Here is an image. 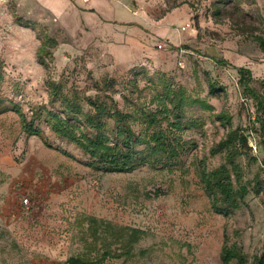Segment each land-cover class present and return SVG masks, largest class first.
Wrapping results in <instances>:
<instances>
[{
    "label": "rangeland",
    "instance_id": "1",
    "mask_svg": "<svg viewBox=\"0 0 264 264\" xmlns=\"http://www.w3.org/2000/svg\"><path fill=\"white\" fill-rule=\"evenodd\" d=\"M125 5H102L99 17L69 13L59 22L36 8L0 0L3 96L28 114L30 106L48 104L46 81L52 80L67 96L111 97L121 110L130 101L154 111L155 90L168 84L213 111L188 110L198 126L174 134L181 145L176 166H142L125 174L91 170L74 146L56 141L46 128L52 149L27 136L14 113L0 115V264H65L71 257L99 256L86 253L94 240L86 217L142 232L130 258L111 257L105 264H221L224 235L253 264L264 250V191L252 190L256 176L264 182V138L255 103L242 94L234 68L250 70L251 87L264 97V46L258 42H264V0ZM17 18L35 30L19 26ZM43 36L58 43L46 59L47 71L36 60ZM159 43L167 48L159 50ZM212 83L215 95L209 94ZM237 128L249 137L251 152L237 163L250 191L241 209L225 218L210 208L199 168L223 162L222 156L209 157V150ZM96 229L111 242L101 226Z\"/></svg>",
    "mask_w": 264,
    "mask_h": 264
},
{
    "label": "trees",
    "instance_id": "2",
    "mask_svg": "<svg viewBox=\"0 0 264 264\" xmlns=\"http://www.w3.org/2000/svg\"><path fill=\"white\" fill-rule=\"evenodd\" d=\"M16 23L33 30L36 27L20 18L16 19ZM258 42L264 46L261 39ZM57 46L54 39L42 37L36 51V60L46 71V59L53 57L52 50ZM218 63L227 64L225 61ZM234 70L242 94L255 103V120L260 127L259 135L264 138V97L251 87L253 79L250 70L244 67H235ZM1 82L0 66V115L14 113L19 119L21 130L27 136L39 138L46 147L52 149L54 146L43 132V128H46L56 141L74 146L87 159L86 167L108 174L130 173L142 166L153 169L158 166H176L181 145L174 134L198 126L188 115V110L198 107L203 111H213V107L206 102L187 96L183 88L168 84H164L161 91L155 90L152 103H156V110L146 109L130 101H126V110H121L111 97L82 99L77 93L67 96L59 84L47 80L48 104L30 106L28 114H25L19 103L3 96ZM208 89L210 95L218 92L213 83L209 84ZM83 102L88 107L86 111ZM217 118L229 124V118L223 114ZM163 122L167 124L166 130L161 128ZM134 125L142 129L136 132ZM248 138L241 129L228 131L226 137L209 150V157L222 156L223 162L211 170L203 166L199 168V179L209 199L210 208L225 218L241 209L250 191L248 184L243 183V174L237 163L239 157L249 156L251 152ZM55 150L68 155L62 148ZM249 161L255 162L256 158L250 157ZM252 190L255 193L264 191V182L260 181L259 176L254 178ZM84 219L94 229V240L86 246V253L97 252L100 255L95 258L88 255L71 257L65 264H105L104 261L111 257L127 259L132 256L133 247L142 233L140 230L116 227L92 217ZM97 226H101L102 233L110 237L111 242L97 235ZM112 243L118 245V248L112 250ZM220 261L221 264H246L241 250L234 244L228 245L225 235ZM253 264H264V250Z\"/></svg>",
    "mask_w": 264,
    "mask_h": 264
},
{
    "label": "crops",
    "instance_id": "3",
    "mask_svg": "<svg viewBox=\"0 0 264 264\" xmlns=\"http://www.w3.org/2000/svg\"><path fill=\"white\" fill-rule=\"evenodd\" d=\"M18 5H25L29 9L36 8L34 12L39 15H48L51 19L62 21V18L69 13L78 16H98V10L102 5L111 3L130 4L131 0H14ZM140 1V0H136ZM126 6V5H125ZM90 11V12H88ZM99 17V16H98Z\"/></svg>",
    "mask_w": 264,
    "mask_h": 264
},
{
    "label": "built area",
    "instance_id": "4",
    "mask_svg": "<svg viewBox=\"0 0 264 264\" xmlns=\"http://www.w3.org/2000/svg\"><path fill=\"white\" fill-rule=\"evenodd\" d=\"M87 1V0H86ZM157 47L159 48V50H165L166 48H167V45L165 44V43H159L158 45H157ZM23 202H24V204H28V200L27 199H25V200H23Z\"/></svg>",
    "mask_w": 264,
    "mask_h": 264
}]
</instances>
